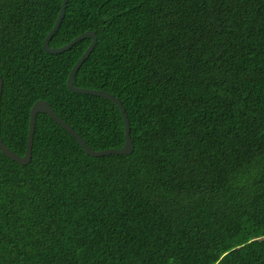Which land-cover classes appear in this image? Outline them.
<instances>
[{"label": "trees", "instance_id": "16d2710c", "mask_svg": "<svg viewBox=\"0 0 264 264\" xmlns=\"http://www.w3.org/2000/svg\"><path fill=\"white\" fill-rule=\"evenodd\" d=\"M63 0H0V132L47 101L94 151L118 106L44 50ZM126 109L91 157L38 114L0 149V264H264V0H70L51 48Z\"/></svg>", "mask_w": 264, "mask_h": 264}, {"label": "water", "instance_id": "95a60500", "mask_svg": "<svg viewBox=\"0 0 264 264\" xmlns=\"http://www.w3.org/2000/svg\"><path fill=\"white\" fill-rule=\"evenodd\" d=\"M70 0H63L60 13L58 15L56 24L52 31L49 33V35L46 37L44 42V50L46 53L50 55H57V54H63L69 50H71L76 44H78L80 41H83L85 39L91 38L92 43L90 44L88 50L84 53V55L78 60L76 65L73 67V69L70 72L67 86L70 91L78 94H85V95H91V96H97L101 97L103 99L109 100L114 102L124 119L125 124V145L121 149H107L102 151H94L87 143L86 141L76 132L69 124H67L62 118H60L53 110L50 104L47 101L40 100L36 102L30 112V128H29V134H28V142H27V150L25 156L21 157L17 154H15L12 150H10L2 141L1 139V132H0V149L3 152L4 155H6L9 159L22 164V165H28L32 160V152H33V145H34V137H35V130H36V118L38 114H46L51 119H53L57 124H59L63 129H65L77 142L78 144L84 149L85 153L91 157H105L110 155H131L135 150V145L131 137V126L130 121L128 118V115L126 113V109L124 108L121 100L117 98L116 96L104 92V91H97L93 89H84V88H78L74 85V78L77 74V72L80 70L82 65L85 63V61L90 57V55L93 53L97 43H98V36L97 33L94 31L86 32L77 38H75L70 44L61 47V48H51L50 42L52 38L55 36V34L60 29L63 20L66 16V11L68 7V3ZM2 89H3V79L0 75V103H1V97H2Z\"/></svg>", "mask_w": 264, "mask_h": 264}]
</instances>
